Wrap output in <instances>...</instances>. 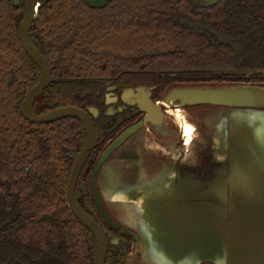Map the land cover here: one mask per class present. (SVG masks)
Instances as JSON below:
<instances>
[{"label":"trees","instance_id":"obj_1","mask_svg":"<svg viewBox=\"0 0 264 264\" xmlns=\"http://www.w3.org/2000/svg\"><path fill=\"white\" fill-rule=\"evenodd\" d=\"M192 1L113 0L92 9L83 0H40L30 39L50 59L56 80L38 102L67 104L72 96L61 88L74 84L68 76L105 72L127 51L132 57L168 51L170 62L183 68L264 69V0H219L208 8H193ZM23 11L24 2L0 0V226L7 223L0 231V264H31L45 255L61 257V250L68 256L86 241L76 235L65 204L71 165L61 172V155L69 147L74 158L79 135L68 120L32 124L20 112L40 76L20 42ZM204 14L213 30L237 43L238 61L205 31ZM223 78L264 82L263 73Z\"/></svg>","mask_w":264,"mask_h":264},{"label":"flooded vegetation","instance_id":"obj_2","mask_svg":"<svg viewBox=\"0 0 264 264\" xmlns=\"http://www.w3.org/2000/svg\"><path fill=\"white\" fill-rule=\"evenodd\" d=\"M83 1L89 8L102 9L113 0H109L101 8L90 7L85 0ZM195 1L197 0L192 1L193 8H208L215 5L219 0L210 5H194ZM22 2L25 6V0ZM204 29L214 37L216 40L214 43L217 46L229 47L233 50L237 61L239 60L237 43L213 30L207 22L206 15ZM209 29L230 39L237 46V49L219 42ZM127 53L129 52L127 51L121 57H114L116 61L105 72L100 71L81 77H78L79 75L68 76V80L74 84L69 86V89L61 88V93L69 91L68 93L72 96L71 100L64 105H58L56 102H38L39 97L56 80L52 63L45 56L50 63L53 80L36 98L33 105L36 114H47L62 107H74L85 112L91 120L95 143L80 169L75 186V198L81 209L99 225L103 232L107 247L103 264H148L142 258L141 229L136 223L141 220L139 217L142 215L136 218V215L140 213V209L137 208L147 207L148 196L157 189L161 187L167 190L177 189L180 181L191 188L196 186V189L200 188L198 189L200 191L205 190L217 171L223 166H227L218 159L216 152L211 151V141L208 146L201 143L202 145L200 144L194 149L198 127L201 130L206 127L212 128V123L216 120L218 113H221L218 111H221L222 106L210 104L183 105L181 100L166 103L165 99L168 94L172 90L182 87L220 86L221 84L232 86L253 83L246 80L224 79L223 75L228 73L211 71L224 69L177 67L166 56L168 51L157 55L150 53L145 56L140 54L133 57ZM28 57L30 58L29 55ZM30 59L33 61L32 58ZM36 66L40 69L37 64ZM233 69L242 68L237 66ZM196 72H210L222 78H198L190 74ZM252 74L229 75H243L248 78ZM75 81L78 83L76 84ZM177 107H182L185 114L178 113ZM21 108L22 105L20 112L23 116ZM178 110L181 111V109ZM150 115L154 120H151ZM190 117L196 118V123L189 122L187 118ZM23 118L32 124H52L68 120L75 136L79 135L77 137V153L74 158H72L73 150L69 147L61 155V172H66L68 165H71L65 181V204L73 216L72 221L76 235L79 239L86 240L83 242L84 247L71 249L68 256H65L61 250V257L45 255L38 260H32L31 264H97V238L75 216L67 198L68 182L73 166L88 140L85 124L77 117H64L53 122L43 123L31 122L24 116ZM185 121L194 128L190 143H187L184 131L183 122ZM130 130L132 133L110 153L92 181L91 177L106 150ZM30 167L31 165L28 164L26 169L29 170ZM3 184L5 182L0 177V185ZM97 198L104 205L111 222L120 225V228L107 221L98 205ZM149 201L151 202V200ZM15 202H18L17 195ZM126 210L132 215L125 216L123 211ZM18 215L19 213L17 217ZM4 225L0 226V231Z\"/></svg>","mask_w":264,"mask_h":264},{"label":"water","instance_id":"obj_3","mask_svg":"<svg viewBox=\"0 0 264 264\" xmlns=\"http://www.w3.org/2000/svg\"><path fill=\"white\" fill-rule=\"evenodd\" d=\"M21 1L14 0V5ZM85 1L90 7L101 8L109 0ZM215 1L197 0L194 5H210ZM40 7V0H25L18 31L23 48L41 69V76L27 92L21 111L26 119L35 123L77 117L85 124L88 140L73 166L67 198L75 216L96 236L97 264H103L107 248L103 232L75 198L80 169L95 143L91 120L74 107L57 108L47 114H36L33 108L36 98L53 80L48 59L30 39ZM209 31L219 42L237 49L230 39ZM211 71L264 74V69ZM176 100H181L183 105L210 104L228 109L223 120L216 117L211 129L217 157L227 166L217 171L205 190L191 188L180 181L177 189L161 187L148 196L151 202L148 200V206L143 208L145 218L136 222L138 226L144 222L149 224L148 234H141L142 258L148 264H264V85L182 87L172 90L165 102ZM131 133V130L124 133L106 150L92 181L110 153ZM97 202L107 221L120 228L111 222L99 198Z\"/></svg>","mask_w":264,"mask_h":264},{"label":"rangeland","instance_id":"obj_4","mask_svg":"<svg viewBox=\"0 0 264 264\" xmlns=\"http://www.w3.org/2000/svg\"><path fill=\"white\" fill-rule=\"evenodd\" d=\"M246 85H251L250 83H246ZM260 85H264V82L263 83H261ZM178 109H181V111L179 112V110ZM220 109V108H219ZM177 112L178 113H182V115L183 114H185L184 113V111H183V108L182 107H177ZM218 112H221V113H218V116H217V118L219 119L220 118V121L221 120H223V118H224V114L226 115L227 114V112H228V109L227 108H223V109H221V111H218ZM188 119V121L189 122H195L196 123V118H192V117H190V118H187ZM211 127L209 128V127H206V128H204L203 130H201V128L200 127H198V131L196 132V135H198L197 136V138L194 140V149H196L197 148V146L199 145L200 146V144L202 143V144H204L205 146H208L209 145V143H210V141H212V137H213V135H212V131H211ZM208 136H209V139H207L208 138ZM201 144V145H202ZM211 151L213 152H217L216 151V149H215V147H214V145H213V143L211 142ZM217 161V160H216ZM221 161V160H220ZM195 188H197L196 186H195ZM198 189H200V188H198ZM197 189V190H198ZM137 209H140L139 210V214L138 215H143L142 217L143 218H145V212H144V210H143V208L142 207H140V208H137ZM141 210L143 211V212H141ZM123 213L125 214V216H127V217H129V216H131L132 215V213H130L128 210H126V211H123ZM137 218V217H136ZM139 218H141V217H139ZM139 229H141V234H145V235H147L148 234V230H149V224L148 223H146V222H144V223H139Z\"/></svg>","mask_w":264,"mask_h":264},{"label":"bare ground","instance_id":"obj_5","mask_svg":"<svg viewBox=\"0 0 264 264\" xmlns=\"http://www.w3.org/2000/svg\"><path fill=\"white\" fill-rule=\"evenodd\" d=\"M180 112V111H179ZM180 119V118H179ZM184 124V131H185V135H186V137H187V143H190V141H191V139H192V136H193V131H194V128H193V126L190 124V123H188V122H183ZM184 135V136H185ZM185 137V138H186Z\"/></svg>","mask_w":264,"mask_h":264}]
</instances>
